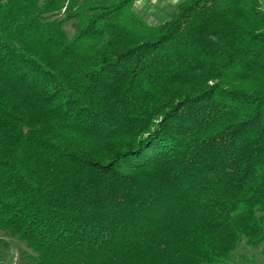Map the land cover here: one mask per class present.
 <instances>
[{"label":"trees","instance_id":"trees-1","mask_svg":"<svg viewBox=\"0 0 264 264\" xmlns=\"http://www.w3.org/2000/svg\"><path fill=\"white\" fill-rule=\"evenodd\" d=\"M132 2L0 0L15 264H235L264 242L259 0H179L154 24Z\"/></svg>","mask_w":264,"mask_h":264},{"label":"rangeland","instance_id":"rangeland-1","mask_svg":"<svg viewBox=\"0 0 264 264\" xmlns=\"http://www.w3.org/2000/svg\"><path fill=\"white\" fill-rule=\"evenodd\" d=\"M177 1L179 0H133L132 9L147 22L154 24L169 17L175 11ZM259 3L264 11V0H259ZM63 28L67 35H71L74 30L71 21L64 22ZM23 248V243L16 237L0 230V264H15L19 251ZM234 259L235 264H264V242H259L255 247L242 245L235 251Z\"/></svg>","mask_w":264,"mask_h":264}]
</instances>
